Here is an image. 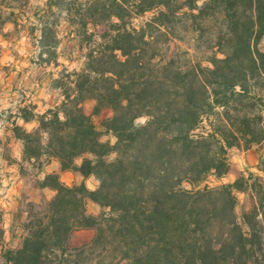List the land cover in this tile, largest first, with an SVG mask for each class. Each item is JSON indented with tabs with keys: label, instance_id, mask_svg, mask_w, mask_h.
I'll return each mask as SVG.
<instances>
[{
	"label": "trees",
	"instance_id": "obj_1",
	"mask_svg": "<svg viewBox=\"0 0 264 264\" xmlns=\"http://www.w3.org/2000/svg\"><path fill=\"white\" fill-rule=\"evenodd\" d=\"M56 6L61 11L63 0ZM80 7L85 14L70 21V35L88 51L84 64L54 79L61 105L42 115L25 109L23 118L38 128L15 133L26 159L40 167L56 159L64 171L95 176L99 187L48 176L56 196L26 206L22 244L4 249L0 264H264L263 178L248 173L199 188L229 173L233 148L261 146L264 173V0H88ZM47 8L31 24L39 45L56 49L60 23ZM149 12L152 19L133 25ZM197 50L211 53L209 65L195 59ZM87 100L96 101L97 115L114 112L104 128L115 144L101 140ZM238 192L253 200L242 217ZM90 202L102 208L98 216L88 213ZM87 229L95 231L91 243L72 249L73 234Z\"/></svg>",
	"mask_w": 264,
	"mask_h": 264
},
{
	"label": "rangeland",
	"instance_id": "obj_2",
	"mask_svg": "<svg viewBox=\"0 0 264 264\" xmlns=\"http://www.w3.org/2000/svg\"><path fill=\"white\" fill-rule=\"evenodd\" d=\"M29 1L32 0H11L9 3H12V5H9L5 0H0V78L10 74L15 84H20V87L14 90L17 95H22L26 85L33 89L31 94L36 95L38 90H44L65 70L70 73L83 65L85 55L88 52L87 49L81 47L78 39L70 35L71 30H74V28H71L70 21H81L80 15H84L85 12L81 11L80 5L88 0H63L64 8L59 12H57L56 6L59 0H33L30 4ZM102 1L110 2V0ZM51 6L54 9L53 11L57 12L56 16L49 14L51 20L60 23L58 36L60 44L56 49H43L39 45L40 35L34 31L31 23L38 20L36 15L43 14L44 11H48L47 7ZM3 11L13 12L14 15L2 14ZM153 16L154 13L149 12L135 18L132 23L134 26L139 27L152 19ZM6 17H9L11 22L3 24ZM93 32L90 31L89 34ZM182 36L185 39L181 42L184 47L190 46L189 43H193L191 35L182 32ZM194 57L197 61L203 62L204 65H209L208 61L211 53L197 50ZM26 92L28 93V90ZM96 106L95 100L85 101V112L92 116L96 126L102 131L101 140L104 143L115 144L116 138L106 132L104 128V122L112 118L114 112L111 109H103L100 115H97ZM144 121L145 119H141L138 123ZM262 153L261 146H255L248 151L238 148L230 149L228 152L231 164L229 173L222 178L210 176L199 188H216L233 184L240 176H248V173H254L264 180V173L259 170ZM87 157L91 158V156ZM82 161V159L78 160L80 165ZM185 187L193 189L187 184ZM236 197L238 200L236 212L242 217L245 212L252 208V196L250 192H238ZM101 212L102 208L99 205L93 202L88 204L90 215L98 216ZM94 236L95 231L93 230L76 231L71 238L70 247L78 249L87 246Z\"/></svg>",
	"mask_w": 264,
	"mask_h": 264
},
{
	"label": "crops",
	"instance_id": "obj_3",
	"mask_svg": "<svg viewBox=\"0 0 264 264\" xmlns=\"http://www.w3.org/2000/svg\"><path fill=\"white\" fill-rule=\"evenodd\" d=\"M19 85L10 74L0 78V254L4 249L21 246L28 223L26 206L41 204L56 196L57 191L46 185L48 176L59 175L67 186L85 183L90 190L99 187L95 176L86 178L76 171H64L56 159L40 167L34 160L25 158L24 142L17 137L15 129L20 127L31 132L38 128V122L26 121L23 111L42 115L60 106L64 96L53 81L36 95L31 94L33 89L27 85L22 95H17L14 90ZM77 164L80 165L78 161Z\"/></svg>",
	"mask_w": 264,
	"mask_h": 264
}]
</instances>
